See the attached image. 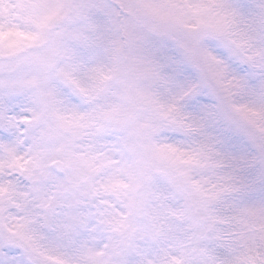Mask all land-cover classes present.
<instances>
[{"label": "snow or ice", "instance_id": "obj_1", "mask_svg": "<svg viewBox=\"0 0 264 264\" xmlns=\"http://www.w3.org/2000/svg\"><path fill=\"white\" fill-rule=\"evenodd\" d=\"M0 264H264V0H0Z\"/></svg>", "mask_w": 264, "mask_h": 264}]
</instances>
